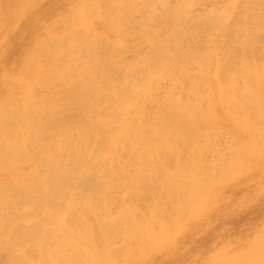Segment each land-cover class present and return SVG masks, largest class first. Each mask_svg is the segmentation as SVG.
<instances>
[{"label": "rangeland", "instance_id": "obj_1", "mask_svg": "<svg viewBox=\"0 0 264 264\" xmlns=\"http://www.w3.org/2000/svg\"><path fill=\"white\" fill-rule=\"evenodd\" d=\"M0 264H264V0H0Z\"/></svg>", "mask_w": 264, "mask_h": 264}, {"label": "bare ground", "instance_id": "obj_2", "mask_svg": "<svg viewBox=\"0 0 264 264\" xmlns=\"http://www.w3.org/2000/svg\"><path fill=\"white\" fill-rule=\"evenodd\" d=\"M71 23H72V25H71V24H70V25L73 26V24L76 23V20H73V19H72V20H71ZM73 27H74V26H73ZM101 150H102V149H101ZM102 151H103V150H102ZM102 159H103V158H102ZM115 163L118 164V162H116V161H115ZM126 166H127V165H126ZM202 166H203V165H202ZM113 167H115V166H113ZM200 167H201V166H200ZM201 168H202V167H201ZM113 169H114V168H113ZM115 169H117V167H116ZM115 169H114V171H115ZM121 169H122V167L120 168V170H121ZM125 169H126V168H125ZM125 169H124V170H125ZM117 170L119 171V169H117ZM117 170H116V171H117ZM122 170H123V169H122ZM200 170H201V169H200ZM201 171H202V170H201ZM121 172H123V171H121Z\"/></svg>", "mask_w": 264, "mask_h": 264}]
</instances>
